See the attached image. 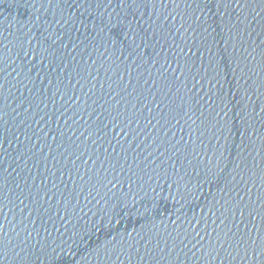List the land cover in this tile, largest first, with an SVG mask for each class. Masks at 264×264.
<instances>
[{"label": "water", "instance_id": "water-1", "mask_svg": "<svg viewBox=\"0 0 264 264\" xmlns=\"http://www.w3.org/2000/svg\"><path fill=\"white\" fill-rule=\"evenodd\" d=\"M0 264H264V0H0Z\"/></svg>", "mask_w": 264, "mask_h": 264}]
</instances>
